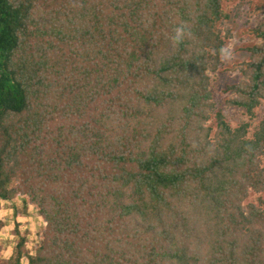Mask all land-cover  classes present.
Masks as SVG:
<instances>
[{
  "label": "trees",
  "instance_id": "trees-1",
  "mask_svg": "<svg viewBox=\"0 0 264 264\" xmlns=\"http://www.w3.org/2000/svg\"><path fill=\"white\" fill-rule=\"evenodd\" d=\"M233 1L0 0V200L45 223L0 264H264V120L211 90ZM251 15L225 103L254 119Z\"/></svg>",
  "mask_w": 264,
  "mask_h": 264
},
{
  "label": "rangeland",
  "instance_id": "rangeland-1",
  "mask_svg": "<svg viewBox=\"0 0 264 264\" xmlns=\"http://www.w3.org/2000/svg\"><path fill=\"white\" fill-rule=\"evenodd\" d=\"M226 5L233 10L232 18L225 27L231 31L232 36L228 40L227 54L224 58L225 66L217 75L214 74L211 77V90L227 122L233 127H237L242 122H249L254 126L264 120V101L255 110V118L250 119L244 110L227 106L225 100L231 97V94L227 92L228 86L236 82L239 77L238 72H235L233 68L247 60L248 53L244 49L255 42V39L247 35V31L262 17H253L251 13L257 7L263 6L264 0H234ZM237 11H240L239 16L235 17ZM24 201L21 197L8 202L0 200V221L4 223L0 231V249L3 259H8L14 253L21 237L27 239L26 247L33 251L38 243L40 232L45 227L43 219L33 206L29 205L26 213L21 212ZM16 209L19 210L16 211ZM23 264H28V261L24 260Z\"/></svg>",
  "mask_w": 264,
  "mask_h": 264
}]
</instances>
